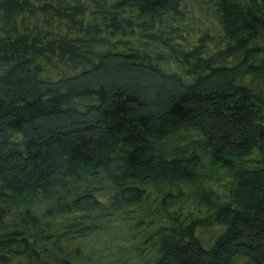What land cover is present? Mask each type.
Here are the masks:
<instances>
[{"label": "trees", "instance_id": "trees-1", "mask_svg": "<svg viewBox=\"0 0 264 264\" xmlns=\"http://www.w3.org/2000/svg\"><path fill=\"white\" fill-rule=\"evenodd\" d=\"M0 264H264V0H0Z\"/></svg>", "mask_w": 264, "mask_h": 264}]
</instances>
